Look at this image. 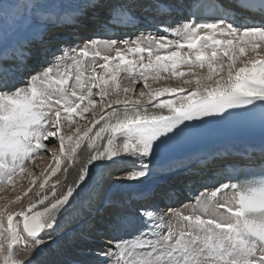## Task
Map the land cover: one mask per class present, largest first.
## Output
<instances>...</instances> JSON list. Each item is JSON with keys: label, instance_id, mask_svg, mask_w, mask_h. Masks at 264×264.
<instances>
[{"label": "snow or ice", "instance_id": "6c2138e0", "mask_svg": "<svg viewBox=\"0 0 264 264\" xmlns=\"http://www.w3.org/2000/svg\"><path fill=\"white\" fill-rule=\"evenodd\" d=\"M173 35L172 39L167 33L149 34L71 47L21 86L9 85L6 77H0V193L14 192L21 177L33 176L29 165L42 158V150L50 149L45 143L50 138L58 140L60 153H51L55 160L54 168L49 165L51 172L41 173L38 200H30L18 212L10 211L9 205L19 203L21 195L0 204V264H33L40 249L52 242L58 215L91 178L92 167L108 168L122 155L128 156L137 166L126 170L124 179L138 181L149 174L157 148L181 135L190 127L187 122L197 126L206 123L204 118L230 115V110L264 112V23L193 19ZM182 67L188 71H179ZM205 68L206 72L194 71ZM122 73L133 86L142 81L148 92L129 96L135 88L121 87ZM161 73H170L171 78L190 76L183 84L194 87L153 90L148 81L166 79ZM109 96L116 98L109 100ZM164 96L175 98L159 99ZM153 101V107L169 114L149 113ZM97 105L100 115L92 111ZM89 112L91 126L82 130L74 117L85 120ZM64 121L69 128L76 124L67 137L62 134ZM105 133L106 143L96 148ZM85 140L91 154L75 183L57 198L60 181H56L50 194L41 196L50 176L60 170L62 158L71 163ZM35 184L36 179H31L30 185ZM31 190L30 186L23 196ZM140 217L138 232L109 241L108 250L100 253L105 264H264V175L206 190L187 212L169 208L165 215L143 211ZM20 253L27 258L20 259Z\"/></svg>", "mask_w": 264, "mask_h": 264}, {"label": "bare ground", "instance_id": "6f19581e", "mask_svg": "<svg viewBox=\"0 0 264 264\" xmlns=\"http://www.w3.org/2000/svg\"><path fill=\"white\" fill-rule=\"evenodd\" d=\"M94 1L95 0H88V3L89 2L93 3ZM82 7H83V5L80 6L75 11H80L82 9ZM73 19H74V12H72V11H70L69 13H66L64 15H58L57 18L55 17V15L53 13H51V14H46V13H42L41 14V13H39V16H38V19H37V22H36L38 25L36 27V30H34L36 32H35V35L32 36L33 41H36V39H37V40H39V41H37L38 44H41V43L45 44V43H48L51 40H56V39L60 38V41L63 42L64 38L60 37L61 33L59 32L58 28L65 29L64 26L65 25H69V24L70 25L67 27V29L72 28V31H73V34H71V36H69V37H74L75 36L74 35V33H75L74 30L76 29V27H78V24H80V21L75 22L76 23L75 26H72L71 22L73 21ZM67 22H69V24H67ZM54 28H56L58 33H53L52 32L53 33L52 36L53 35L57 36V38L53 37L51 39V37L49 35H47V32L50 33V30L54 29ZM89 32L90 31H86L85 30V32H83L82 36L80 35L81 36L80 39H83V40L85 39V41L84 42H80V43L78 42L79 44L76 43V45H74L73 47H76L77 45H83L85 43H90L91 41H99L100 44L103 45V44H105V43H107L109 41H112V40H115V41H118V42L121 41V40H136V39L141 38V37H147L149 34H151V33H149L147 35H143L142 33H139V34H134L131 37H129L128 35H125V34L124 35H115L114 37H111V39H108V38H105L104 36H102L100 34H97V33H94V32L93 33H89ZM76 36H79V35L76 34ZM83 36H85V37H83ZM30 38H31V36H30ZM21 41L22 42L19 41L20 43L19 42L15 43V42H17L15 40L14 44L12 43V45H11L12 47L10 48L11 51H12V55L14 57H17L18 60H24L25 59V56L23 54H21L22 47H26V46H24V44L27 45L28 44L27 42H29L28 38H27V40H21ZM57 41H59V40H57ZM7 43H9V42H7ZM54 46H55V48H58L57 44H54ZM68 49L69 48L60 49L59 50V54L60 55L55 56V57L51 56L55 52V50L54 51L52 50V53H50L51 54L50 58L41 57L42 61L46 62V64L48 66L49 65H53V64H55L57 62V58L60 57L63 54V52L68 50ZM3 50H1V51H3ZM101 50L103 52V49H101ZM34 51H36V50H31L30 49V52H34ZM2 54L5 55V56H11L10 54H8V52H4V51H3ZM248 55H251V53H249ZM51 57H53V58H51ZM244 58H247V57H244ZM3 59H7V57H3ZM42 61L41 60L39 61L41 63L40 65H44V63H42ZM18 65H21V64H18ZM1 70L2 69L0 67V71ZM151 75H154V74H151ZM125 78H124V80L126 82ZM166 79H168V78H166ZM121 80H122V78L120 79V81ZM152 81H149V82H152ZM130 82L131 81H129V83ZM152 83H154V82H152ZM163 83H165V82H163ZM172 83H174V81ZM172 83L170 82L169 84H159V82H157L156 85L152 87V89L155 90V89H159V88H163V87H181V86H179V83H174V84H172ZM157 84H159V85H157ZM141 85H142V83H141ZM132 87H133V85H132ZM183 87H185L188 91H190L191 88L194 87V85H184ZM137 89H135V90H137ZM145 90H147V91H145ZM145 90H142V91H145L147 93L148 89H145ZM131 94H130V96H131ZM123 95L124 94L121 93V98H123ZM115 98L116 97H114V96H109L108 97L109 100H112V99H115ZM174 98L175 97L164 96V97H160L159 99L160 100H167V99H174ZM146 102L147 101L145 99L144 103H146ZM155 103H156V101H153L152 104L148 105V112L149 113H159V114H164V115H168L169 114L166 109H157V108L153 107V105ZM120 107L121 106L113 105V108H120ZM240 110H242V109H240ZM92 111L96 112L97 115L102 114L101 108L99 107V105H97V107L93 108ZM242 111H244L245 113L247 112L245 110H242ZM86 114L90 115V117L87 116L88 119H85V124L81 127L82 130H83L85 125L91 126L90 125V120H91L92 113L89 112V113H86ZM227 120H229V119H227ZM114 122L115 121H112V123H114ZM103 123H104V121H101V124L96 125V127L93 129V134L95 133V131ZM81 124H80V126H81ZM71 128H72V126H71ZM66 130H68V129H66ZM69 130H68V132H69ZM71 133H72L71 130H70L69 134L68 133H64L62 131V134L65 135L66 137L68 135H70ZM51 139L52 138H50L49 140H51ZM56 141H57L56 147L53 146L54 147L53 149L51 148L50 150H48L46 154L44 153L45 155L42 156V159L38 160V162L41 164L40 170H38L39 172L36 171L37 174L33 175L28 180H24L21 184L19 182L20 187L16 186L17 188H15L16 189L15 195L13 194L14 197H12L11 194H8V193L5 194V192H4V194L7 195V197L9 196L10 200H14L16 195H21L22 196V199H21L20 203L22 201L26 200L25 199L26 196H23V191H26L30 186H31V189H32V187H34L33 185H30V181L33 178L36 179L35 191H37V192L40 191L39 185H40V183L43 182L44 176H47L51 172V169L49 168V165L52 166L54 164V162H55V160L53 159V156L51 155V153L55 152L57 155H60V153H59V143H58V140H56ZM106 141H107V133L103 134V139L102 140H98L96 142V148L102 149L104 144L106 143ZM66 144H67V141H66ZM260 148H264V144H262V145H257V144H238L237 142H235L233 144H219V145H212V146H210V144H206L204 146H201V147L197 148L195 151L185 152V153H182V154H177L176 156H169V157H160L157 153H155L151 157V163L149 165V169H150L149 174L146 177L141 178L138 181H127V180L124 179V177L126 175V170H130L133 167L137 166V162L134 159L129 158L128 156L122 155L121 157H119L117 159V162L115 164H112L108 168L101 169V168L92 167V169H91V178L87 180V182H86V184L84 186H82L76 193H74V196L71 198L70 203L66 206V210L62 211L58 215V225L55 228V230L52 232V242L47 244L45 247L48 248L49 245L55 244V242L57 240H59L60 238H65L66 239V236H68L69 234H73L74 232L78 235L77 231L78 232L79 231H84V234H85V232H88L89 230H94V231L100 230L101 227H98L99 226L98 224H97L98 225L97 226L98 229H92L91 228L92 226H90V225H92L93 218L95 217V215L100 216V217H98L97 220H101V219L102 220H107L108 217L107 216L105 217V215H109V214H107L109 211L111 213L110 215H114L116 212H118L121 209L122 210L130 209L131 210L132 207L135 206V205L136 206L137 205H142V206L146 205L147 201L149 199L150 200L153 199V196H154L155 193L159 194V193L162 192V191L161 192L159 191L160 188H161L160 185H161L162 181H166L167 183H170L173 177L180 176V175H183V174H186V176L188 174H192V173H189L190 172V167L194 168L192 170V172H194L192 175L193 176H197L199 174V176L197 178L198 181H201V179H203V182H206V184H207V182H208L207 180H209L211 178V175L213 174V172H211V166L202 167L201 164L204 163V162H207L211 157H213V159H215V160L219 159V161H218L219 163L222 162V161H225L224 157L226 155L227 156L229 155L228 152L229 153L232 152V151H227L228 149H237V150H243L245 152H249V151H252V150H259ZM90 154H91L90 150L87 147V140H85L81 144L80 148L78 149V151L76 153L75 159L71 163H69V161L67 159H63L62 158L60 170L57 172V174L55 176H50V178L48 180V183L45 186V188L46 187H48V188H47L46 191L44 190V192L41 193V196L46 195V194H50L51 187L56 181H60V184H58L56 186L57 198L61 194H63V192L66 190V187H67L68 184H74L75 183L76 179L78 178L79 170L84 166V164H85L87 158L90 156ZM226 161L229 162V159H227ZM219 166H221V165H217V167H215V169H217ZM221 167H223V164H222ZM65 168L67 169V172L64 171ZM45 169H48V171L46 172ZM41 173H44V176H41ZM214 173L215 174H219V172H214ZM65 177H66V179H65ZM190 179L191 178L189 177L188 180H190ZM213 180H214V183L212 185L207 186L206 184L204 185V184L201 183L202 186H201V188L199 190H197V188H195L194 190L192 189L189 192V194L192 196L191 198H192L193 202H195V198L197 196H199L201 193L205 192L206 190L208 192H210L214 188H217V187H219L221 185L220 183H217V179L216 178H213ZM230 183H233V181H231ZM133 190H134V192H133ZM118 192L120 194H118ZM167 193L170 195L171 198L175 194L174 192H171V191H169ZM222 194L223 193H221V195ZM34 196H35V194H34ZM39 198L40 197L36 198L35 200H38ZM6 199H8V198H6ZM52 199L53 198L49 195V201H51ZM140 200H141V202H140ZM135 201H137V202L139 201V204L135 203ZM132 202H134V205L132 204ZM166 202H168V201H166ZM24 203H25V201H24ZM47 203L48 202H46L45 205H38L37 208L35 209V211L42 210L46 206ZM183 204H184L183 205L184 209H188V208L190 209L191 208V207H189V203L183 202ZM26 205H28V203ZM122 206H124V207H122ZM185 207H187V208H185ZM184 209H182V210H184ZM185 212H187V211H185ZM127 215H129V214H127ZM101 217H103V218H101ZM88 228H89V230H88ZM91 233H92L91 235H94L93 232H91ZM103 234L104 233H102V235ZM126 234H124V235H126ZM73 236L74 235H72L71 237H73ZM106 237L108 238V236H106ZM83 240H84V242H86V243L89 242L91 244V242L87 241L86 238H84ZM91 240H94V241H97V242L101 241V240H99L98 237L97 238L94 237V239H91ZM76 241H78V240H75L74 243H76ZM74 243L70 242V241H65V244L63 246L64 247H68V248L70 247L72 249V247L74 246ZM102 244H103V242H102ZM45 247H42V248H45ZM60 248H62V247H60ZM40 254L41 253H39V255ZM100 256H102V255H100ZM100 256L98 255L97 257L99 258ZM19 258L20 259H26L27 257H26V254L20 253L19 254ZM42 260L43 261L42 262L40 261L41 263H39V264H56V262H55L56 258L54 256H52L51 258L49 257V258H45V260L44 259H42ZM71 261H72V263H70V264H79V263H76V261H74V259H72ZM73 262H75V263H73ZM84 263H82V264H84Z\"/></svg>", "mask_w": 264, "mask_h": 264}, {"label": "rangeland", "instance_id": "374dc122", "mask_svg": "<svg viewBox=\"0 0 264 264\" xmlns=\"http://www.w3.org/2000/svg\"><path fill=\"white\" fill-rule=\"evenodd\" d=\"M86 4H88V0H0V51L4 49L3 50L4 52H8V54L11 55V56H5L2 54L3 51L0 52L2 54V55L0 54L1 55L0 56V62H1L0 67L2 69L0 71V77H6V82L9 85L21 86L30 77V75H34V74L38 73L40 70L48 67L46 62L42 61V58L40 55H37L36 52L30 53L29 50H25V47H22L21 54H23V55L25 54V57H27L26 63H24V65H19L17 67L16 66L17 57H14L12 55V51L10 49L12 47L11 46L12 43L14 44L15 40L17 41L15 43H18L19 41L22 42L21 40H27V38H28V41H30V42L33 40L32 36L35 35V32H36L34 30H36V27L38 25L36 22H37L39 13H41V14L42 13H46V14L53 13L55 15V17L57 18L58 15H64L66 13H69L71 10L78 9L80 6L86 5ZM55 30H56V28L51 29L49 34L52 35V32H54ZM82 34H80V35H82ZM77 35H79V33ZM30 36H31V38H30ZM57 40H60V38L56 39L55 41H57ZM84 41H85V39L82 40V42H84ZM7 42H9V43H7ZM30 42H28V43H30ZM31 43L34 44V42H31ZM73 43L74 42L68 41V42H65L63 44L60 43L57 45H60V47L62 48L65 45L68 46V45H71ZM53 44H55V43H53ZM24 46L27 47L26 44H24ZM1 47L2 48L4 47V48L2 49ZM26 49H29V48L27 47ZM49 49L54 51V49H56V48H55V46H53V47H49ZM55 52H56V50H55ZM55 52L51 56L55 57V56L59 55V53H58L59 51L57 53H55ZM3 57H7V59H9V60H7V59L4 60ZM42 57L49 58V54H44V56H42ZM53 57H51V58H53ZM38 59H40L42 61V63H44V65H40L41 63L39 62L40 60H38ZM178 70L179 71H185V72L188 71L187 67H182L181 69H178ZM194 70L200 71V72H206L207 71L206 68L203 70H201V69H194ZM160 75L162 77H167L168 79H161L159 81H152V79L150 78L149 81L154 82V83H152V82L148 81V83L151 85V87L155 86L157 82H159V84H169L170 82L172 83L173 81H174V83H179V86H182V85L184 86V84H182L183 81L186 79H191V77L187 76V75L184 77H180V78H171L170 73H161ZM123 77L125 78L126 75L121 74V76H120V79L122 78V80H121L122 82L119 79L121 87L122 88L124 86L129 87V85L132 86L131 82L129 83V81H131V80L125 78L126 79V82H125ZM163 82H165V83H163ZM141 83H142V85H141ZM174 83H172V84H174ZM159 84H157V85H159ZM133 87L135 89H137L138 87L139 88L137 90H135L136 91L135 94L130 93L131 96L132 95H138L139 91L145 90V88H143V82L142 81L140 83L134 85ZM145 91H147V90H145ZM130 94H128V95L130 96ZM93 99H98V98L94 96ZM85 115H86V117L87 116L90 117V115H88V114H85ZM74 119L77 120L79 125L82 123L81 127L85 124V120L80 121V119L78 117L77 118L74 117ZM63 124H64V127H63L62 131L64 133H68V134L70 133V130L72 131L76 127V124H73L72 128H68V124L66 121H64ZM66 129H68V130L70 129L69 132ZM45 143L49 144L51 146L50 149L51 148L53 149L54 147H56L57 141L53 140V138H52L51 140H49ZM50 149L42 150L43 156ZM40 159H42V158L35 159V161L30 164L31 166L29 165V171H31L33 173V175L37 174L36 171L40 170L41 164L38 162V160H40ZM54 165H55V162L52 165L53 168L55 167ZM29 178H31V177H28L25 174L23 177H21V179L19 181L20 184L24 180H28ZM19 182L16 184V186L20 187ZM33 186L34 187H32V191L30 192V194L25 197V199H26V200H24L25 203H24V201H22L21 203L19 202L18 204L17 203L10 204L9 205L10 211L18 212L22 206H24V205L27 206L26 205L27 203L29 204L30 199L32 201H34L36 198H38L36 195L37 191H35V185H33ZM47 188L48 187L45 188V191L47 190ZM15 191H16V189H15ZM15 191L12 192L11 190H7V191H5V194H7V193L11 194L12 197H14ZM133 192H134V190H133ZM1 194H0V196L6 197L8 199L5 198L4 200H0V204L7 203V200H10L9 196L7 197V195H5L4 192ZM34 194H35V196H34ZM118 194H120V193L118 192ZM185 196L186 197H183L180 201H177L175 203H169V202H166L167 199L165 197L160 198V195H157L156 198H154L153 200H151L149 202L150 204L147 207H136L133 212H131V211L129 212L127 210L124 212H120V215H123V217H125L126 226L124 227V231L117 232V234H115L113 241H115L117 239H128L133 235V233L138 232V230L142 227L140 213L143 211H153V212H156L158 215H165V214H167V210L169 208H175V209H181V210L184 209L183 205L185 203L183 204L182 202L189 203V207H191L190 205L194 204L195 202H193L192 199H187L190 196V194L188 192L185 194ZM190 198H191V196H190ZM132 204L134 205V202H132ZM122 207H124V206H122ZM187 207H185V208H187ZM132 208H134V206ZM189 210L190 209L188 208V209H184L183 211H189ZM127 214H129V215H127ZM106 216H108V215H105V217ZM132 216H133V220H132ZM97 217H100V216H96L93 219L92 225H90V226H92L91 227L92 229H98V227H101V229L106 233V234L105 233L103 234L104 238H106V239H103L102 235L96 236V234L94 232H96L97 230L96 231L89 230V228H88L89 231L87 230L88 232H85V234H84V231H79V232L77 231L78 235L74 232L73 234H69L68 236H66V239L60 238L59 240H57L55 242V244L49 245L48 248L47 247L41 248L40 252H39V253H41L40 254L41 256L38 255L34 259L33 264H39L43 261L42 259L45 260V258H49V257L51 258L52 256H54L56 258V261H55L56 264H70V263H72V261H71L72 259H74V261H76V263H79V264H82L84 262H85L84 264H105V257L100 256V253L107 251L109 248V243H108L109 241H108V238L106 236L110 235L111 232L113 231V229H114L113 226L116 223L117 218H115L113 220L112 217H110V215H109V218L106 220V222L102 223L103 220L102 219H101L102 221L97 220L98 219ZM101 218H103V217H101ZM94 220H97L98 222L97 221L94 222ZM108 222L109 223L111 222L112 224L110 225ZM91 232H93L94 235H91L92 234ZM123 233L124 234L127 233V234L124 235ZM72 235H74L75 237L74 236L71 237ZM94 237H96V238L98 237L99 240H101V241L97 242V241L91 240V239H94ZM84 238H86L87 241H90L91 244L89 242H87V243L84 242V240H83ZM74 239L78 240V241H76L77 244L79 243L78 245L76 243H74V241H75ZM65 241H70V242L74 243V246L72 247V249L70 247L68 248V247L63 246L65 244ZM102 242H103V244H102ZM60 247H62V248H60ZM98 255L100 256L99 258L97 257ZM73 263H75V262H73Z\"/></svg>", "mask_w": 264, "mask_h": 264}]
</instances>
